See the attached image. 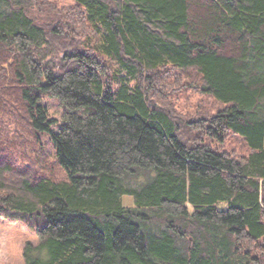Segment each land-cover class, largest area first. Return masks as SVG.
Instances as JSON below:
<instances>
[{
	"label": "trees",
	"instance_id": "1",
	"mask_svg": "<svg viewBox=\"0 0 264 264\" xmlns=\"http://www.w3.org/2000/svg\"><path fill=\"white\" fill-rule=\"evenodd\" d=\"M63 1L0 0V215L37 232L25 264H264V0ZM184 86L218 109L178 110ZM230 133L248 154L209 142Z\"/></svg>",
	"mask_w": 264,
	"mask_h": 264
},
{
	"label": "rangeland",
	"instance_id": "2",
	"mask_svg": "<svg viewBox=\"0 0 264 264\" xmlns=\"http://www.w3.org/2000/svg\"><path fill=\"white\" fill-rule=\"evenodd\" d=\"M65 2H71L70 0H64ZM68 4V3H67ZM180 76V74H179ZM200 89H197L195 86H189L185 88V86L178 92L177 96L174 97L175 106L178 110L194 115L197 112H208L212 113L218 109V106L214 102L213 98L206 94L200 92ZM43 102H45L50 109V115L54 118H57L59 121L62 120V112L63 108L60 105L58 99L53 96L45 95L43 97ZM4 125L6 128L4 129V133L8 134L11 137H17V133L22 132L19 131L16 133V124L14 121H10L9 118L4 120ZM18 137L29 138L28 135L19 134ZM42 143H45L47 139L52 143L54 147V143L50 139L49 134L41 135ZM209 140V139H208ZM211 144L218 147L221 150L226 151H238L242 154H248V146L244 139L236 134L230 133L224 140H209ZM48 145V144H47ZM52 149L51 146H49ZM27 152L30 156L35 154L37 151L35 148L28 144L26 147ZM32 152V154L30 153ZM19 160H21L19 154L17 155ZM31 164V157L28 158ZM28 161H23L26 163ZM58 175H64V171L57 169ZM148 172H139L133 176H129L125 178V183L131 186H139L145 178H147ZM125 205L134 206V201L131 196H124L123 198ZM221 208H226L227 203L221 202L219 204ZM40 242L39 236L37 232L32 230L25 222L11 219L0 215V264H25V250L26 245L31 243L32 245H38ZM43 256H46V252L43 253Z\"/></svg>",
	"mask_w": 264,
	"mask_h": 264
}]
</instances>
